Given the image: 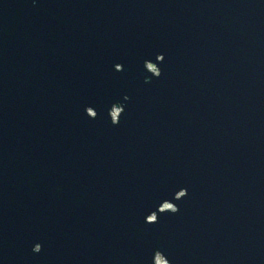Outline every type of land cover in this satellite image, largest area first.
I'll list each match as a JSON object with an SVG mask.
<instances>
[{"label": "water", "instance_id": "water-1", "mask_svg": "<svg viewBox=\"0 0 264 264\" xmlns=\"http://www.w3.org/2000/svg\"><path fill=\"white\" fill-rule=\"evenodd\" d=\"M0 264H264V0H0Z\"/></svg>", "mask_w": 264, "mask_h": 264}]
</instances>
